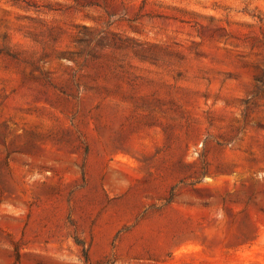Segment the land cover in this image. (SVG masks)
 <instances>
[{"label":"rangeland","instance_id":"obj_1","mask_svg":"<svg viewBox=\"0 0 264 264\" xmlns=\"http://www.w3.org/2000/svg\"><path fill=\"white\" fill-rule=\"evenodd\" d=\"M0 264H264V0H0Z\"/></svg>","mask_w":264,"mask_h":264}]
</instances>
